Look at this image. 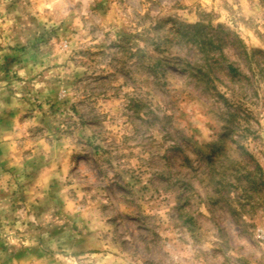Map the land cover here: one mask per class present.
I'll list each match as a JSON object with an SVG mask.
<instances>
[{
    "label": "clouds",
    "instance_id": "9594fccd",
    "mask_svg": "<svg viewBox=\"0 0 264 264\" xmlns=\"http://www.w3.org/2000/svg\"><path fill=\"white\" fill-rule=\"evenodd\" d=\"M5 160L0 264H264V0H0Z\"/></svg>",
    "mask_w": 264,
    "mask_h": 264
},
{
    "label": "rangeland",
    "instance_id": "374dc122",
    "mask_svg": "<svg viewBox=\"0 0 264 264\" xmlns=\"http://www.w3.org/2000/svg\"><path fill=\"white\" fill-rule=\"evenodd\" d=\"M0 168H4V174L0 175V184L3 183H7V181L4 180V176H11L12 173L15 171L14 168H8V161H4L3 163H0ZM27 192H21L20 194V203L21 204H27L28 203V199H27ZM0 198H6L4 193H3V188L0 187ZM13 211H19V206L16 204L15 201H13V205H12ZM15 222V221H14ZM6 251V249H5Z\"/></svg>",
    "mask_w": 264,
    "mask_h": 264
}]
</instances>
